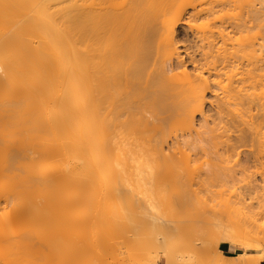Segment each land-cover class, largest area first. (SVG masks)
<instances>
[{"label":"bare ground","instance_id":"1","mask_svg":"<svg viewBox=\"0 0 264 264\" xmlns=\"http://www.w3.org/2000/svg\"><path fill=\"white\" fill-rule=\"evenodd\" d=\"M252 1L227 18L238 0H0V264H76L68 259L81 227L71 210L88 203L97 210L91 239L104 240L90 264H132L160 240L168 203L180 211L207 201L208 172L224 165L234 181L247 163L264 168V34L257 43L252 34L264 26V0ZM200 154L208 160L197 166ZM251 184L227 189L225 205L251 200ZM254 205L242 219L216 215V231L185 248L189 264L263 262ZM132 215L144 218L140 228ZM220 244L241 253L228 259Z\"/></svg>","mask_w":264,"mask_h":264},{"label":"rangeland","instance_id":"2","mask_svg":"<svg viewBox=\"0 0 264 264\" xmlns=\"http://www.w3.org/2000/svg\"><path fill=\"white\" fill-rule=\"evenodd\" d=\"M250 2L251 3V1L252 0H238V2L236 3V5H238V6H236L235 8L237 9H234V11H232L233 9H231V10H225L223 13H222V16H228V17H232L233 15H235V14H237V12L239 11V13H241L242 12V9L243 8H241V7H243V6H247L249 3L248 2ZM256 1V0H255ZM243 2L246 4H243ZM253 2V1H252ZM240 3H242L241 5H240ZM254 4V3H253ZM243 5V6H242ZM241 6V7H240ZM239 9H238V8ZM240 8H241V10H240ZM246 9V7L243 9V12H244V10ZM234 12H236L235 14H233ZM242 12V13H243ZM238 13V14H239ZM230 15H232V16H230ZM227 17V18H228ZM226 18V19H227ZM256 28V27H255ZM255 28L253 29L254 31H253V33L252 34H254V37L256 38L255 40H257V41H255L254 39V41L257 43L258 42V40H260L261 39V34H264V32H262V33H260L259 34V30L260 31H264V30H261V29H263L264 28V26H263V28L262 27H257L256 28V31H255ZM261 28V29H260ZM258 30V31H257ZM258 32V33H257ZM251 33V32H250ZM256 33V34H255ZM252 34H250L252 37H253V35ZM260 36V38H259V36ZM177 36H178V40L180 41V42H182V44H187L188 42H189V37H190V34L188 33L187 34V32H186V30H185V28L180 24L179 26H178V28H177ZM189 36V37H188ZM256 36H258V37H256ZM253 37V38H254ZM259 38V39H258ZM185 41V42H184ZM259 43H260V41H259ZM262 57H264V53L262 52ZM187 69L188 70H190L191 69V67H190V65H188L187 66ZM207 98H210V99H208V102H212L211 100V97H207ZM211 104V103H210ZM215 109V107H214V104L213 105H209V103H207L206 104V106H205V112H207V115H214V110ZM199 120V117H197L196 118V124L198 123L197 121ZM208 120H211L210 118H208ZM202 155L200 154V157H198L197 159H198V161L195 159V157H194V160H196L197 161V163H195V165H197L198 163L199 164H201L200 162H205L206 161V159L208 160V158H205L206 156H202ZM195 161V162H196ZM232 163V162H231ZM198 164V165H199ZM253 163H247V165H248V169H246V171L244 170V174L242 175V174H240V173H238V175L237 174H235L234 176L235 177H237V179L236 178H233V180L234 181H232V179H229V180H227L226 178L228 177L229 178V176H224L223 175V172H225V173H229L228 175H230V178H232L231 177V175H233V173L231 172H229V169L227 170L226 168H224V165H223V167L222 168H224V169H226L227 170V172L224 170L223 171V169L222 168H220V167H218V168H216L215 170H213L212 172V175H211V173L209 174V172H208V175H210V179L209 180H211V181H209L207 178V180L206 179H203V177L204 176H200V175H205L204 173L203 174H200L199 176L204 180V182H203V185L200 187V186H198L199 184L197 183V186H196V181L197 182H200V179H199V177L198 176H196V174L194 173V177H197V178H194V179H199V181L198 180H196L194 183V185L196 186L195 188H198V190L197 191H199L200 190V192H201V189H204V190H202L203 192L202 193H200L199 194V196H201L202 198V200H207V201H205V203H204V201H202V200H200V202L202 201L203 203H197V201H194V202H196V203H194V202H192V203H188V205L186 206V208L185 209H182V210H184L185 212H186V214H185V212H183L182 213V210H180L179 211V209H177V208H174V204L175 203H168V205H166V209L162 212V218H161V220H160V223H159V225H161L162 224V227L161 228H159L158 230H156L153 234L154 235H156V234H158V235H161V238H160V240L159 241H157L151 248H148L147 247V249L148 250H146V249H144V248H142V246H141V248H137L138 246H139V244H137L136 245V247L134 248H132L133 250L135 249L136 251L137 250H139V249H143V252L145 251V252H147V254L148 255H146V254H143V252L142 251H140L143 255H142V257L141 258H143V256H146L145 257V259L147 258V260H148V263L149 264H165L167 261H166V259L167 260H169V256L172 258V260L170 259L168 262H167V264H189V262L190 261H192L191 260V257H190V259H188L187 257H186V255H187V251L185 250V248L187 247V246H189V245H191L192 244V240H194V239H196L197 237H200V236H204V238L206 237V239L207 238H209L211 235H212V232L215 230L216 231V226H215V221H212L211 222V220H213V218H215L214 220H217V218H216V215L217 216H219L220 218H218L219 219V221L220 222H222V223H226V222H229V218L232 216V215H235L234 217H232L233 219H235L236 217L237 218H245L248 214H249V212H251L253 209L252 208H250V207H252L254 204H258V203H262V204H258V205H261L262 207H260L261 209H262V211H261V209L260 210H257L256 208H258V207H256L255 205V207H253V208H255L256 210H255V214H258L255 218L257 219L256 220V224H257V226H259V227H264V168L262 167L263 165H260V166H256L255 165V163H254V165H252ZM197 165V166H198ZM203 165V164H202ZM246 165V166H247ZM259 165V164H258ZM204 167H203V169L205 168V163H204V165H203ZM230 166V163L228 164V167ZM232 166V165H231ZM227 167V168H228ZM221 169L220 171L222 172H220L219 173V170H217V169ZM263 169V171H262V169ZM203 170H201V172H202ZM216 171V172H215ZM218 171V172H217ZM215 173V174H214ZM224 173V174H225ZM241 173H243V172H241ZM263 173V174H262ZM198 175V174H197ZM206 175H207V173H206ZM215 175V176H214ZM220 175V176H219ZM237 175V176H236ZM193 176V175H192ZM191 176V178H193ZM221 176H224L225 177V179L227 180V182L229 183H226V182H224V180H221V179H223L224 177H222V178H220ZM206 177V176H205ZM220 179H219V178ZM214 180V181H212V179ZM215 178V179H214ZM217 178V179H216ZM225 180V181H226ZM230 180H231V183H230ZM235 180H237V181H235ZM261 180H262V182H261ZM207 182V184H206V182ZM218 181H221V182H218ZM222 181H223V183H222ZM249 182H251V183H255L256 185H257V187H256V185H255V189L253 190H250V197H251V200L249 201H247V203H244L243 205L242 204H238V205H232V203H228V205L229 206H231L230 207V209H226V207H228L229 208V206H226L225 204L227 203H224V196H225V198L226 197H230L231 196V192L230 191H228V190H232V192L234 193V195H235V191H237L238 193L239 192H242L241 190L243 189V191H244V188H247V183H248V185H254V184H251V183H249ZM225 183H226V185H228V186H226L225 185ZM221 184V185H220ZM222 184H224V185H222ZM207 187H206V186ZM203 186H205V188L203 187ZM222 186V187H221ZM224 186V187H223ZM193 187V186H192ZM199 187L201 188V189H199ZM230 187V188H229ZM195 188H193V189H195ZM228 189V190H227ZM206 190H207V194H205L204 192H206ZM224 190H227V191H225L224 192ZM246 190V189H245ZM195 191H196V189H195ZM196 191V192H197ZM220 192H224V194L222 193V195H221V193ZM199 193V192H198ZM220 193V196H223V197H220L218 194ZM230 193V194H229ZM233 193H232V196H231V198H227V199H229L228 200V202L230 201V199H232L233 198ZM202 194H204L203 196H202ZM205 195H208V196H210V197H207V196H205ZM204 196L205 197H207V198H209V201H208V199L206 198V199H204ZM215 196H216V198H215ZM219 196V197H218ZM217 198H219V199H217ZM221 198V199H220ZM227 199H226V201H227ZM217 201H219V202H217ZM209 202V203H208ZM217 202V203H216ZM134 205H135V203H133ZM167 204V203H166ZM128 205V204H127ZM126 205V206H127ZM132 205V204H131ZM137 205V204H136ZM170 205H171V210L173 211V210H178V211H176V214H175V211H173V214H172V212L170 211V209H169V207H170ZM226 206V207H224V206ZM257 205V206H258ZM86 206V207H85ZM88 206V207H87ZM89 206H90V208H89ZM92 206V207H91ZM130 206V205H129ZM173 206V207H172ZM128 207V206H127ZM148 207H150V206H148ZM168 207V208H167ZM233 207V208H232ZM78 208V209H77ZM88 208V209H87ZM116 207L114 206V210H113V212L115 213V214H117V216H118V214H119V212L118 211H116V209H115ZM145 208V207H144ZM151 208V207H150ZM84 209V210H83ZM94 209V205H92L91 203H88V205L87 204H83V205H80V208H79V205H78V207H74V210H73V212H72V210H71V214L73 213V216H74V218L77 220V226L80 228L79 230H78V228L77 229H75L76 230V232H78V231H80V232H78V233H76V235H78L77 237H78V245H76V249H74V252H73V254H75V255H69L70 256V259H68V260H74L75 262H76V264H84V262H88V261H90V262H88L89 264L90 263H92V262H94V252L96 251V250H98V248H99V250H100V248H102V244L101 243H104V240H103V238H102V236L100 235V236H97V237H99V238H97L96 237V241H98L97 239H99L100 240V242H96L95 241V239H94V241L91 239L94 235H92L93 234V232L95 231V229L93 228V225L90 227V223L91 222H93V221H95L94 219H96L95 217H96V206H95V209ZM118 209H119V207H118ZM117 209V210H118ZM128 209V208H127ZM147 208H145L144 210H146ZM155 208H153V210H154ZM169 209V210H168ZM252 209V210H251ZM82 210V211H81ZM89 212H87V211ZM96 210V211H95ZM156 210V209H155ZM154 210V211H155ZM224 210V211H223ZM226 210V211H225ZM230 210H231V213L232 212H234V213H232L231 214V216H229V215H226V212L228 211V212H230ZM2 211V210H1ZM1 211H0V213H1ZM80 211V212H79ZM146 211H148V209L146 210ZM150 211V210H149ZM154 211H152V208H151V211L150 212H146L147 213V216H148V213H150L149 215H152L151 214V212H153V214H154ZM254 211V210H253ZM256 211H258V212H260L261 211V214L260 213H256ZM74 212H75V214H74ZM145 211H143V213H144ZM167 214L168 212L170 213V215H169V213H168V215H164L165 213ZM179 212V213H178ZM228 212H227V214H228ZM79 213V214H78ZM92 213V214H91ZM93 213H94V215H95V217H92L93 216ZM142 213V214H143ZM145 213V214H146ZM178 213V214H177ZM182 213V214H181ZM210 213H211V215H210ZM224 213V214H223ZM254 213V212H253ZM78 214V215H77ZM84 214V215H83ZM85 214H87V215H85ZM90 214V215H89ZM155 214H156V212H155ZM174 214L175 215H177V216H174ZM180 214L183 216V217H181L180 216ZM185 214V215H184ZM212 214H214V217L212 216ZM222 214V215H221ZM83 215V216H82ZM161 215V214H160ZM202 215V216H201ZM203 215H206V217H205V219H206V221H205V226H204V224H202L203 226L202 227H199V225L201 226V223L199 224V225H197L196 224V222L195 221H193L194 219H196V217H203ZM208 215H210L211 216V218H210V220L208 219ZM221 215V216H220ZM224 215H226V216H224ZM133 216V217H132ZM132 216H128L129 217V219H128V222L129 221H133L134 223L137 221V220H139L138 221V223L136 224H134L133 222L131 223V222H129L130 223V225H137V228H140V224H141V221L140 220H142V219H144L143 217H142V219H140L141 218V216L139 217H136L135 215H132ZM143 216H145L144 214H143ZM175 218H174V217ZM222 216H224V217H222ZM77 217H78V219H77ZM80 217V218H79ZM89 219L90 217V220H88L87 218ZM134 217H136V218H134ZM146 217V216H145ZM176 219L175 220V222H174V219ZM177 217H178V223H176V221H177ZM199 217V218H200ZM94 218V219H93ZM131 218V219H130ZM137 219V218H139V219H137L136 221H134V219ZM179 218H180V220H179ZM181 218H184V219H181ZM231 218V219H232ZM82 221L81 223H80V220ZM83 219L85 220V219H87V221L86 222H88V224H86V222H83ZM204 219V220H205ZM225 220V222H224V220ZM78 220H79V222H78ZM92 220V221H91ZM173 220V222H171ZM181 220H183L182 222H181ZM204 220H203V222H204ZM208 220V221H207ZM196 221H199L198 220V218H197V220ZM139 222H140V224H139ZM210 222H211V224H210ZM220 222H218V221H216V224H218V223H220ZM82 223H84V224H86L85 226H82V225H84V224H82ZM172 223V224H171ZM198 223V222H197ZM206 223H207V225H206ZM166 224V225H165ZM167 224L168 225H170L171 227H168L167 226ZM174 225V226H173ZM212 227L211 229H209L210 227ZM89 226V227H88ZM99 225H97V228L99 229V227H98ZM167 226V227H166ZM214 226V227H213ZM85 227V228H84ZM132 227H134L135 229H137L136 228V226H132ZM204 227V228H203ZM209 227V228H208ZM89 228V229H88ZM133 228V229H134ZM200 228H202V229H200ZM206 228H208V229H206ZM229 228H231V227H229ZM229 228H228V230H229ZM90 229H92V231L90 230ZM205 229V230H204ZM212 229H214V230H212ZM84 230V231H83ZM88 230V231H87ZM91 232H90V231ZM227 230V229H226ZM87 231V233H85ZM210 231V233L208 234V232ZM85 234H84V233ZM225 232V231H224ZM224 232H221V233H224ZM227 232V231H226ZM80 233V234H79ZM82 233L84 234V235H82ZM89 233V234H88ZM90 234H91V236H90ZM211 234V235H210ZM80 236H82V237H80ZM84 236V237H83ZM89 236V237H88ZM85 237L86 238H88V239H85ZM94 238V237H93ZM93 241V243L94 242H96V243H92V244H89V242L91 243L92 241ZM132 239V238H131ZM158 239V238H157ZM82 241V242H81ZM87 241V244H88V246H86L87 244L85 243ZM132 241H133V239H132ZM80 242H81V244L83 243L84 244V246H82L81 244H80ZM113 242V241H112ZM135 242V241H134ZM134 242H133V244H134ZM109 243H111V240L109 241ZM137 243V242H136ZM96 244H100L101 245V247H100V245H98V246H96ZM80 245V246H79ZM91 245V246H90ZM224 244H220L219 245V247H218V249H220L221 250V248H222V246H223ZM225 245H229V244H225ZM90 246V247H89ZM94 246V247H93ZM132 246H135V245H132ZM139 246V247H140ZM84 247V249L81 251V248H83ZM96 247V249H94ZM98 247V248H97ZM78 248V249H77ZM86 248H88V250L86 249ZM93 250H92V249ZM137 248V249H136ZM233 251H234V256L235 255H238L239 253H241L240 251H237V250H234L233 248H231ZM86 250H87V253H89V254H86ZM90 250H91V252L93 253V255H92V257H93V259H92V257H90L91 256V253H90ZM95 250V251H94ZM133 250H131V252L133 253ZM134 250V253L136 252ZM186 252H185V251ZM121 251H123L122 249H120V252ZM77 254H76V253ZM79 252H80V254H79ZM211 252H214L213 250L211 251ZM168 253V257L166 256V254ZM140 254V253H136L135 255L136 256H133L134 254H132V264H133V261H134V264H135V262H136V259H134V258H138L139 257V261L140 262H142V260H141V258H140V256H141V254H140V256H138V255ZM197 254H199V253H197ZM200 254H202L203 256L205 255V257L207 256L206 254H203V253H200ZM224 254V253H223ZM84 255V256H83ZM89 255V256H88ZM189 256H192V259H199L200 258V256L202 257V255H200L199 257L198 256H193V254H188ZM194 255H196V254H194ZM225 255V254H224ZM69 256L67 257V258H69ZM76 256V258H74ZM125 256V255H124ZM89 257H90V259H89ZM167 257V258H166ZM198 257V258H197ZM82 258V259H81ZM86 258H88V260H86ZM202 258H204V257H202ZM41 258L39 259V258H37V259H35V261L33 262V263H31V264H36V263H39V264H41ZM93 260V261H92ZM107 261L109 260L110 261V259H106ZM103 261V263H105V262H107V261ZM38 261V262H37ZM58 262V259L56 260H54V262L53 263H51V264H57V262ZM80 261V263H78ZM84 261V262H83ZM139 261H138V264H141V263H139ZM166 261V262H165ZM87 262H86V264H87ZM21 263H22V261H21ZM20 263V261L19 262H17L16 264H21ZM29 263V261H27L25 264H28ZM262 263V262H261ZM260 263V264H261ZM12 264H15V263H12ZM100 264H102V263H100Z\"/></svg>","mask_w":264,"mask_h":264},{"label":"crops","instance_id":"3","mask_svg":"<svg viewBox=\"0 0 264 264\" xmlns=\"http://www.w3.org/2000/svg\"><path fill=\"white\" fill-rule=\"evenodd\" d=\"M221 251L227 256L228 259H231L234 256V251L229 245L224 244L221 248ZM261 264H264V261Z\"/></svg>","mask_w":264,"mask_h":264}]
</instances>
